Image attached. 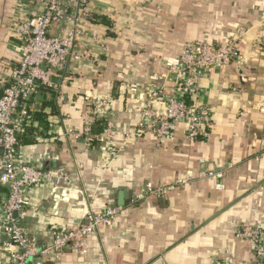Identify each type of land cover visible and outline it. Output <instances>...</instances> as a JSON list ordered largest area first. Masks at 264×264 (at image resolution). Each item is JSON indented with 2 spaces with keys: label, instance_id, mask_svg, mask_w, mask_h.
<instances>
[{
  "label": "crops",
  "instance_id": "1",
  "mask_svg": "<svg viewBox=\"0 0 264 264\" xmlns=\"http://www.w3.org/2000/svg\"><path fill=\"white\" fill-rule=\"evenodd\" d=\"M43 8L44 0H0V82L21 60L15 21ZM89 9L110 27L107 48L93 40L81 43V50L92 52L71 64L72 80L60 103L47 90L34 99L35 116L53 123L35 119L28 129L31 142L19 151L24 161L67 180L52 189L34 187L39 210H30L23 224L49 241L52 227L76 228L90 208L120 205L121 192L127 196L112 224L89 237L87 252L69 249L47 264H224L229 255L232 264H252V243L236 233L245 225L264 227V0H91ZM83 26L105 29L88 19ZM234 37L242 60L201 79L200 100L215 119L206 138L188 142L179 123L160 144L149 129L126 141L124 132L142 119L149 88L164 83L186 45ZM165 85L173 89L172 77ZM99 99L107 101L104 119L117 128L115 144L122 148L115 158L103 141L89 144L91 135H63L87 123L94 128ZM202 169L224 170V188L215 179H200L167 199L130 203L147 181L163 185ZM8 195L0 184V207Z\"/></svg>",
  "mask_w": 264,
  "mask_h": 264
},
{
  "label": "built area",
  "instance_id": "2",
  "mask_svg": "<svg viewBox=\"0 0 264 264\" xmlns=\"http://www.w3.org/2000/svg\"><path fill=\"white\" fill-rule=\"evenodd\" d=\"M90 1L44 0L42 12L15 21L21 39L18 46L21 60L0 84V184L9 189L0 207V264H47L59 261L69 249L85 253L89 237L112 224L123 210L122 205H109L101 211L90 208L76 228L52 227L49 241H41L23 224L30 210H39L34 204L33 188L48 186L52 189L67 180L62 173L36 167L19 155L23 146L19 136L34 121V99L47 90L53 93L55 102L60 103L68 86L71 64L92 52L91 48L81 50L82 42L93 40L102 49L107 48L105 32L87 30L83 26V20L90 16ZM236 40L237 37L223 44L207 41L188 44L164 76L165 81L172 77L173 89L166 90L165 81L149 88L142 119L133 129L124 132L126 141L149 129L160 144L174 133L179 123L185 127L188 142L204 137L207 129L215 126V119L210 106L200 100L201 79L215 69L242 60ZM94 105L101 117L107 116L106 100L99 99ZM91 133V123H87L82 129L67 128L63 135L75 140ZM116 135L117 128L107 117L101 140L114 158L122 148L115 144ZM33 137L40 140L39 136ZM223 174L222 169H202L198 176L185 172L163 185L147 181L130 203L135 205L148 196L167 199L177 188L200 179H215L216 187L223 189ZM236 235L252 243V264H264V227L245 225ZM233 261L229 255L225 263Z\"/></svg>",
  "mask_w": 264,
  "mask_h": 264
},
{
  "label": "trees",
  "instance_id": "3",
  "mask_svg": "<svg viewBox=\"0 0 264 264\" xmlns=\"http://www.w3.org/2000/svg\"><path fill=\"white\" fill-rule=\"evenodd\" d=\"M89 11H90V9H89ZM91 20L92 22H96V23H98V24H100V25H102L105 29L103 30V32H105V34H107V32H109L110 31V27H106V25L105 24H102L103 23V20H98L99 19V17L98 16H91V13H90V16L88 17V18H86L85 20ZM102 32V31H101ZM107 36V35H106ZM211 42H214V41H211ZM214 43H217V44H223V43H218V42H214ZM187 46V45H186ZM185 46V47H186ZM184 50V49H183ZM183 52V51H182ZM181 52V53H182ZM180 53V54H181ZM69 73V72H68ZM69 77V82H70V80H72V78H71V74L68 76ZM2 82H4V81H2ZM2 82H0V84H2ZM58 113H59V111H57L55 108H54V113H52L54 116H58ZM35 119L36 120H38V121H40V122H43L44 124L43 125H45V126H47L48 124H51V123H53V121H52V119L50 120V119H48L47 117L45 118V115H41L40 114V116L39 117H37V115L36 116H34V121H35ZM93 127L94 128H92V134H90L91 136H90V138H88V142H89V144H92V145H98L99 143H101L102 142V140H101V137H102V135H103V133H104V130H105V128H106V120L103 118V117H101L100 115L99 116H95L94 117V121H93ZM32 128V124L31 125H29L27 128H26V130H25V132H23V133H21L20 134V136H19V138H20V140H21V142H22V145L23 144H25L26 142H31V141H29V139L27 138L28 137V129H31ZM211 131V128H208L207 129V133H206V135L204 136V137H202V138H199V139H204V138H206V136H208V134H209V132ZM199 139H197V140H199Z\"/></svg>",
  "mask_w": 264,
  "mask_h": 264
},
{
  "label": "water",
  "instance_id": "4",
  "mask_svg": "<svg viewBox=\"0 0 264 264\" xmlns=\"http://www.w3.org/2000/svg\"><path fill=\"white\" fill-rule=\"evenodd\" d=\"M126 193L125 192H121V194H120V200H121V202L119 203L120 205H124L125 204V202H124V200L126 199Z\"/></svg>",
  "mask_w": 264,
  "mask_h": 264
}]
</instances>
